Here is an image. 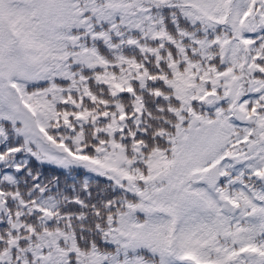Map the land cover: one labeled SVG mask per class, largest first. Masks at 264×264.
I'll return each mask as SVG.
<instances>
[{
    "label": "trees",
    "instance_id": "trees-1",
    "mask_svg": "<svg viewBox=\"0 0 264 264\" xmlns=\"http://www.w3.org/2000/svg\"><path fill=\"white\" fill-rule=\"evenodd\" d=\"M12 1L14 25L26 33L35 29L29 23L35 19L31 17L33 0H27L30 5L26 6ZM250 1L243 6L245 12L251 9ZM72 2L79 21L67 30L41 33L37 40L41 53L36 60L45 68L43 77L12 79L24 91H41L28 102L36 105L39 99L36 106L50 122L53 145L41 142L27 124L20 126L13 102L0 95V123L8 126L7 138L0 133V264H195L180 258L159 260L141 247H129L125 234L134 229V206L150 210L144 221L166 240L175 225L172 216L155 209L152 199L141 196L128 176L97 172L93 165L82 166L70 155L88 151L96 157L100 149L109 148V141L121 140L120 129H129L131 136L126 135L119 145L125 157L136 158L134 165L146 176L150 170H145L144 161L153 154L158 165L169 160L173 139L178 130L183 133L194 123L193 112L212 118L217 106L223 108L220 117L230 127V135L249 141L245 117H238L232 107L251 101V92L238 96L242 92L238 90L233 98L226 97V92L237 80L249 82L250 74H244L251 72L245 47L250 41L244 39L250 34L226 23H210L206 12H215L207 0ZM6 35L0 28L1 41ZM253 36L258 39L253 42L255 60L261 66L264 28L258 27ZM222 50L228 69L241 68L234 81L220 75ZM210 90L218 93L217 102L207 101ZM73 127L80 130L78 141L85 140L81 143L85 150L73 148ZM140 129V138L133 140ZM60 133L67 137L62 139ZM32 145L43 152L40 164L33 161ZM52 155L49 161L47 156ZM218 155L222 170L231 176L220 182L239 208L220 202L214 192L190 181L188 186L208 200L211 210L192 209L182 224L234 251V229L240 227L246 238L264 249V184L253 177V162L247 158L233 161L222 149ZM33 180L41 190L34 189ZM6 189L12 194H1ZM232 259L231 264L250 259L253 264L264 263V258L242 252Z\"/></svg>",
    "mask_w": 264,
    "mask_h": 264
},
{
    "label": "rangeland",
    "instance_id": "rangeland-1",
    "mask_svg": "<svg viewBox=\"0 0 264 264\" xmlns=\"http://www.w3.org/2000/svg\"><path fill=\"white\" fill-rule=\"evenodd\" d=\"M11 1L0 0V28L3 27V31L7 34L2 38V41L0 39V95L10 100L11 103L13 102L12 104L18 112L15 121L20 126L25 127V124H27V128H30L31 132H34L33 134L41 142L52 144L55 138L49 131L50 122L41 116L43 113L36 106L40 104L39 99L35 103L36 105L31 101V104L28 102L30 97H38V93L41 91L39 89L24 91L18 88L12 79L15 77L26 79L43 77L45 68L42 64H38L36 60L37 55L41 53L40 45L37 42L39 36H42L41 33H52L55 29L67 30L69 24L72 25L79 21L77 10L72 0H33L35 7L31 17H35V19L29 21V23L34 24L36 28L28 29V33H26L20 25L19 27L22 30L14 25L16 18L10 9V3L13 2ZM19 1L17 4L22 6L30 5L27 0ZM255 1L260 0H251L249 7H252V2ZM207 2L210 3L211 10L215 12L213 14L206 12L210 23L221 22L240 28H242L243 23H249L250 16L247 19L246 16L250 11L245 12L243 7L248 0H207ZM257 11V9L253 11V18H251L253 25L257 22V18H254ZM257 16H260V14L258 13ZM193 17H196V15H193ZM56 41L55 38L53 42ZM242 42H244L243 39ZM46 59L49 60L50 55ZM228 68H221L220 75L234 81L236 74L240 75L241 68H237V73ZM219 83L223 84L221 81ZM227 88L226 94L233 98V94H237L239 90V80L227 86ZM233 89L236 90L233 91ZM226 94L220 96H226ZM209 95H212L211 91ZM217 96H219L218 93ZM210 98L211 96H208L207 101L210 102ZM232 110L238 117H244L246 106L242 102L235 103ZM222 111V106H217L214 109L215 115L212 118L208 116L205 118L203 116L202 118L195 117L196 121L189 124L188 127L185 126L187 129L183 130V133L178 130L176 139H173L175 146H173V143L171 144L172 154L169 153L170 156H167L169 160L158 165L156 164L157 161L152 158L153 154L151 158L147 159V162L144 161L148 166L145 170H150L149 173L144 170L146 176H143L144 172L140 169L141 167L134 165L136 158L134 156L125 157L123 148L119 145L126 135L131 136L129 129H120L119 136L121 140H117L116 143L109 141V148L106 150L104 148L100 149L101 154H97L96 157L89 156L88 151L86 153L78 151L74 155H70L73 160L81 162L82 166L91 167L93 165L95 169L102 173L113 171L119 177L125 178V176H128V180L141 196L152 199L155 209L163 210L172 216L175 225L170 238L166 240L153 226L144 221L145 215L150 210L139 205L134 206L133 212H135V215L132 213L134 229L125 234L129 240L127 242L129 247H141L150 254L153 253L159 260L168 259L173 261L180 258L195 264H231L232 257H236L237 252H247V257L264 258L262 244L254 243L253 239L246 238L240 227L234 229L236 232L232 241L236 244L237 249V251H234L235 248L226 249V247L220 246L214 238H204L203 235L193 233L192 230L182 224L186 213L192 209L211 210L208 200L203 198L197 190L189 187L188 182L192 178L200 176L209 162L219 158L218 153L221 149L223 155L230 156L233 161L240 158L253 161L251 156L253 155V132H250L251 135L247 144H244L245 141H243L238 144V147H235L232 144L234 137L233 134L230 135L231 129L220 117ZM26 115L29 120H25L27 119ZM0 127L4 130L8 128L7 125L1 123ZM73 128L75 129V135L70 140L73 141V148L75 150H85L86 145L81 144L85 140L78 141L81 137L80 130L77 127ZM140 131L141 129L137 131L135 137L132 135L133 140L137 141L140 138ZM66 137V134L63 135V138ZM261 137L264 138V135ZM246 140H248V137ZM53 156H47V159L51 161ZM156 166L158 169L155 170ZM151 169L155 171L152 172ZM218 189L220 194L227 193L226 186L224 188L223 186L218 187ZM3 193L12 194L9 189L2 190L1 194ZM223 234H225V231ZM242 264H253V260H247Z\"/></svg>",
    "mask_w": 264,
    "mask_h": 264
},
{
    "label": "flooded vegetation",
    "instance_id": "flooded-vegetation-1",
    "mask_svg": "<svg viewBox=\"0 0 264 264\" xmlns=\"http://www.w3.org/2000/svg\"><path fill=\"white\" fill-rule=\"evenodd\" d=\"M257 3L249 9L247 12L248 15L246 16V19L249 18V23H243L242 28L244 27L246 29V32L250 34V38H245L244 40H249V46L248 44L245 45V47H248V51L250 54V73L246 72L244 75L250 74V79L248 81H239V90L242 92H239L240 94L238 96L243 95L247 90H250L252 98L251 101L245 100L244 105L246 106V111L244 113V120L249 127V132H253V152L251 155L253 157V177L258 179L261 184H264V138L261 136L264 135V57L261 66L258 65L256 59V49L257 47H253V42H257L258 39L256 36H253L257 33L258 27L261 26V28H264V0L256 1ZM256 15L254 18H257V22L253 25V22H251V18H253V11H256ZM260 14V16H257V14ZM244 30V29H243ZM245 31V30H244ZM259 37V36H258ZM263 39V38H262ZM261 50L264 51V41L261 45ZM227 66V65H226ZM227 66L226 68H228ZM237 73V71H235ZM258 79V80H257ZM259 81V82H258ZM244 90V92H243ZM212 91V90H210ZM259 96L260 99L257 98ZM226 97H230L228 94ZM233 114L231 113V116ZM60 137L63 139V133H60ZM247 138L244 139V144L248 143ZM31 141V140H30ZM233 145H238L241 140L240 138L237 139V137L232 139ZM238 147V146H237ZM30 149L32 150L33 155V161L37 164H40L44 160L43 152L39 150L38 148L34 147V145L30 146ZM95 153H98V150H95ZM259 164L260 168L257 169L255 165ZM221 167V165H220ZM222 170V167H221ZM97 172L99 170H96ZM224 171V170H223ZM226 172V171H225ZM263 172V173H262ZM227 178H231L228 172H226ZM37 175V173L35 174ZM34 181V189L41 190V185L37 181Z\"/></svg>",
    "mask_w": 264,
    "mask_h": 264
},
{
    "label": "water",
    "instance_id": "water-1",
    "mask_svg": "<svg viewBox=\"0 0 264 264\" xmlns=\"http://www.w3.org/2000/svg\"><path fill=\"white\" fill-rule=\"evenodd\" d=\"M224 51L221 53L220 55V66H223L225 64V60H224ZM217 98L216 96L214 95L212 98H211V101H215ZM59 127L57 126L56 129H58ZM225 175V173L223 171L220 170V167H219V161H214L213 163L209 164L204 172L202 173L201 176L197 177V178H194L192 180L193 183H196V184H202L204 185L207 190L209 191H214L215 190V186L216 184L223 178V176ZM217 199L220 201V202H224L226 204H230L232 205V207L234 209H237L238 208V205L237 204H233L231 203V201L221 195H218L217 196ZM45 218V217H44ZM46 219V218H45ZM48 220V219H46Z\"/></svg>",
    "mask_w": 264,
    "mask_h": 264
}]
</instances>
